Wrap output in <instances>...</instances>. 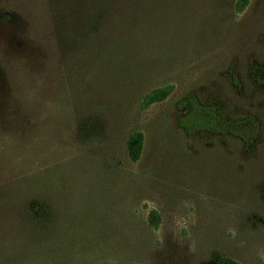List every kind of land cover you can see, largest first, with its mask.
Wrapping results in <instances>:
<instances>
[{"label": "rangeland", "instance_id": "obj_1", "mask_svg": "<svg viewBox=\"0 0 264 264\" xmlns=\"http://www.w3.org/2000/svg\"><path fill=\"white\" fill-rule=\"evenodd\" d=\"M128 14L146 23L136 74L171 84L145 108L142 92L107 87L70 52L67 24ZM186 93L222 119L253 120V143L186 135L175 123ZM90 100L101 109L74 113ZM1 196L37 203L53 264H264V0H0Z\"/></svg>", "mask_w": 264, "mask_h": 264}, {"label": "trees", "instance_id": "obj_2", "mask_svg": "<svg viewBox=\"0 0 264 264\" xmlns=\"http://www.w3.org/2000/svg\"><path fill=\"white\" fill-rule=\"evenodd\" d=\"M130 15L123 21L110 18L101 27L96 23L84 25L74 20V23L67 24V34L71 41L70 52L76 60L73 64L86 63L102 69L109 88H114L113 85L118 87L123 82L133 92L139 90L142 92L139 107L145 108L163 100L169 94L171 84L149 87V80L136 74L139 66L135 64V35L146 23L133 20L129 18ZM101 105L99 100H90L83 107L77 105L74 113L85 116L101 109ZM175 107L181 112L175 119L176 126L188 136L201 133L232 136L244 146H250L256 136L257 128L253 120L247 123L244 119H222L215 105L201 103L193 94H184L176 101ZM142 140L140 131H133L127 136L125 151L129 161L134 162L139 158ZM36 204L34 202L29 207L25 202L18 204L1 196L0 264H53L56 256L53 232L46 230L45 235H41L35 230L40 220L34 218L29 210ZM146 222L156 228L159 223L157 212L149 210ZM210 264L236 263L223 254H217Z\"/></svg>", "mask_w": 264, "mask_h": 264}]
</instances>
